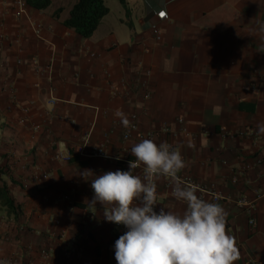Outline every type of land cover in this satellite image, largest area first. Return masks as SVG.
<instances>
[{"label":"crops","instance_id":"crops-1","mask_svg":"<svg viewBox=\"0 0 264 264\" xmlns=\"http://www.w3.org/2000/svg\"><path fill=\"white\" fill-rule=\"evenodd\" d=\"M108 1L87 39L64 27L70 10L28 7V17L4 19L0 153L18 212H0V264H117L116 224L88 203L95 177L79 175L129 170L139 142L122 139L117 112L180 151L178 177L205 191L193 189L198 197L218 194L234 264H264V0ZM161 9L168 20L156 19ZM85 134V152L102 146L105 156L76 152ZM57 151L70 160H55ZM172 188L157 180V212L185 210Z\"/></svg>","mask_w":264,"mask_h":264},{"label":"clouds","instance_id":"clouds-1","mask_svg":"<svg viewBox=\"0 0 264 264\" xmlns=\"http://www.w3.org/2000/svg\"><path fill=\"white\" fill-rule=\"evenodd\" d=\"M157 15L165 17L166 12L161 9ZM260 31L264 33V26ZM116 115L125 128L129 127L124 113ZM258 131L264 134V124L258 125ZM131 155L135 160L129 161L128 171L99 176L90 169L79 173L85 180L95 177L91 180L94 196L88 202L90 207L99 202L108 222L128 229L115 242L117 264H234L239 260L236 240L226 230L224 208L198 197L181 183L178 173L185 163L177 148L143 139L131 147ZM140 164L144 166L143 178L133 174ZM161 177L172 181V195L186 204L182 214L163 207L155 210Z\"/></svg>","mask_w":264,"mask_h":264},{"label":"trees","instance_id":"trees-1","mask_svg":"<svg viewBox=\"0 0 264 264\" xmlns=\"http://www.w3.org/2000/svg\"><path fill=\"white\" fill-rule=\"evenodd\" d=\"M118 1L125 5V0ZM50 3V0H26L28 7L39 11L48 8ZM60 11L57 10L56 15ZM108 12L104 0H77L70 9L68 18L63 22V25L78 36L87 39L92 36ZM5 159L4 155L0 153V212L17 217L15 215L18 212V207L14 205V199L9 188V184H12L13 180L9 175L10 169Z\"/></svg>","mask_w":264,"mask_h":264},{"label":"built area","instance_id":"built-area-1","mask_svg":"<svg viewBox=\"0 0 264 264\" xmlns=\"http://www.w3.org/2000/svg\"><path fill=\"white\" fill-rule=\"evenodd\" d=\"M27 10H28V6L26 4V0H0V44L6 40V36L3 32L5 17L8 15H11L15 20L19 21L25 17H28ZM158 12L159 11L155 12V17L158 21L168 20V14L167 13H166L165 17H160L157 15ZM29 24L31 25V28L33 30L34 35L36 37H40L41 31H42V26L39 23L31 21L30 19H29ZM151 32H152V35L156 41H159L161 39V33H160V31L156 25L151 26ZM18 63H19V61H18ZM145 96L148 97V94H146ZM132 119H134V116H132ZM134 137L136 138V140L138 142H140L143 139H152V134H140V133H138L137 126L132 121V122H130L129 127L124 129V131L122 133V139L126 141V140H130L131 138H134ZM87 141H88V135L85 134L81 137V140H80L82 145L80 147L76 148V152L78 154L84 155V156L89 157V158L105 156L102 146H98L91 153H86L84 150V145L87 143ZM54 159L58 160V161H69L70 156H69V154L64 155L62 152L57 151L54 154ZM129 161H132V160H127L128 166H129ZM134 170H138L140 172L142 178H143V176H144V166L143 165H141V164L138 165V167L135 168ZM179 179L183 185H186L187 187H190L192 189H197L203 193L205 192V191L199 189L197 186L190 185L185 179H183V178H179ZM209 195L211 197L210 202L217 203L220 199L218 194L214 191H210ZM241 203H243V201H241ZM248 224H249V226H254L255 220L252 217H250L248 220ZM115 227L118 230V233L120 236L125 234L126 231H128V229L122 224H120V225L116 224Z\"/></svg>","mask_w":264,"mask_h":264},{"label":"rangeland","instance_id":"rangeland-1","mask_svg":"<svg viewBox=\"0 0 264 264\" xmlns=\"http://www.w3.org/2000/svg\"><path fill=\"white\" fill-rule=\"evenodd\" d=\"M77 0H50V5L48 6V8L50 10H59L62 9L64 14H67V12L71 9V7L73 6L74 3H76ZM114 2H116L117 6H118V0H113ZM106 3L109 7H111V4L108 0H106ZM112 9V12L114 13V9ZM112 13V14H113Z\"/></svg>","mask_w":264,"mask_h":264},{"label":"snow or ice","instance_id":"snow-or-ice-1","mask_svg":"<svg viewBox=\"0 0 264 264\" xmlns=\"http://www.w3.org/2000/svg\"><path fill=\"white\" fill-rule=\"evenodd\" d=\"M163 15V14H162Z\"/></svg>","mask_w":264,"mask_h":264}]
</instances>
